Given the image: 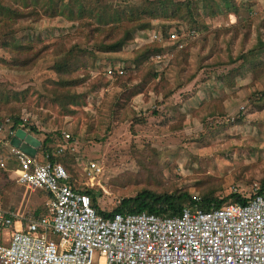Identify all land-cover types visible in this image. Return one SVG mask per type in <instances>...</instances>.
I'll use <instances>...</instances> for the list:
<instances>
[{
    "label": "rangeland",
    "instance_id": "374dc122",
    "mask_svg": "<svg viewBox=\"0 0 264 264\" xmlns=\"http://www.w3.org/2000/svg\"><path fill=\"white\" fill-rule=\"evenodd\" d=\"M4 1L20 8L29 3L42 16L0 29V91L10 95L17 115H29L39 140L56 129L69 131L75 150L61 157L78 183L88 180V162L100 167L93 180L100 210L110 211L146 187L187 190L194 197L208 190L218 196L256 192L264 178V73L254 75L264 55L258 48L264 0H183L191 16L131 24L133 40L117 53L96 51L93 41L79 35L78 22L45 16L59 0ZM74 1L63 3L70 7ZM188 23L199 34L190 36ZM163 27L186 33V49L170 53L174 46L166 42L165 56L152 59L148 48L160 44L147 46L148 34ZM241 53L253 61L235 60ZM125 68L132 75L121 79ZM233 70H239L234 84L226 86ZM6 113L3 107L0 117ZM1 162L8 165L2 169ZM10 166L7 148L0 147V209L45 212V193L18 186ZM7 234L4 229L2 238Z\"/></svg>",
    "mask_w": 264,
    "mask_h": 264
},
{
    "label": "built area",
    "instance_id": "2783aa9c",
    "mask_svg": "<svg viewBox=\"0 0 264 264\" xmlns=\"http://www.w3.org/2000/svg\"><path fill=\"white\" fill-rule=\"evenodd\" d=\"M186 36L179 31H169L166 39L161 31L148 34L149 41L179 48ZM22 120L31 123L27 113ZM8 122L0 121V147H6L8 159L14 161L8 170L18 186L42 191L47 200L46 211L38 216L0 209V264H264V191L248 195L243 204L208 210L184 207L171 217L146 212L104 217L89 194L72 188L70 174L55 161L67 150L74 153L76 141L69 131H59L60 142L52 152L38 155L40 144L31 156L10 144L15 131ZM99 172L96 163L88 162L83 185L92 188ZM4 229L8 234L2 238Z\"/></svg>",
    "mask_w": 264,
    "mask_h": 264
},
{
    "label": "trees",
    "instance_id": "16d2710c",
    "mask_svg": "<svg viewBox=\"0 0 264 264\" xmlns=\"http://www.w3.org/2000/svg\"><path fill=\"white\" fill-rule=\"evenodd\" d=\"M60 4L57 5L58 8H47L44 11L47 12L45 16L53 17L60 15L65 19L73 22H78L77 27L80 29L79 35L84 37V39H89L95 43V50L102 53H117L122 50L123 45L129 43L133 40L132 31L127 29V27L133 23L140 22L144 19L150 18H178L179 16H185L186 13L188 16H191L190 13V3L183 0H141L139 5L135 6H122L120 3L126 2V0H117L115 2H106L104 0H75L72 6L68 7L64 5L63 0H59ZM181 7H185V10L182 11ZM42 15H38L37 10L33 7H30L29 3L25 4L21 8L13 3L6 2L4 0L0 1V29L2 32H7L12 29V27L19 20H37L40 19ZM191 19V18H190ZM249 27V24L245 23ZM189 30L193 32H199L200 29L188 23ZM241 27V26H240ZM231 27L225 30H229ZM264 31V17L261 21V27ZM4 30V31H3ZM196 33V34H197ZM161 34L163 38H168L169 31L162 28ZM199 34V33H198ZM245 36V35H244ZM147 46H153L152 41H149ZM157 47L148 48L151 50L152 56L160 54L166 51L167 48L163 47V43ZM146 46V47H147ZM169 49V52L172 53L175 49H178V53L186 49L183 45L181 48L177 44L173 45ZM177 47V48H176ZM259 51L264 52V39L261 38L258 41ZM13 50L19 51V46H13ZM146 49V50H148ZM257 48L250 49L249 51L256 50ZM177 52L176 56H177ZM243 52V53H244ZM174 53V54H175ZM239 53V52H238ZM237 53V54H238ZM186 54V53H184ZM182 55L184 58L185 55ZM245 54V53H244ZM242 53L235 57V60L244 58L247 61H253V59H247V57H242ZM258 57V55H257ZM38 57L36 56L33 60L35 61ZM183 58V60H185ZM186 61V60H185ZM231 63L234 62L233 59H230ZM256 61H262L258 64L255 69L257 72L254 75L258 76L261 73H264V55L259 56ZM227 62V61H226ZM246 62V61H244ZM141 60L134 63L135 67L139 68ZM249 64V63H248ZM241 71V70H240ZM113 72V71H112ZM120 72H123L122 70ZM239 70H233L229 75V78L226 80V86H232L234 84V76ZM112 74V73H111ZM132 75V71L124 69V73L120 78L128 77L125 75ZM228 76V75H227ZM224 81L225 77H221ZM14 98H17L15 95ZM7 110V117H0V121L3 118L8 119V128L9 130L16 131L17 129H24L27 132L34 133L37 137L39 130L37 126L30 123H24L22 117L24 113L19 115L16 114V111L19 108L14 107L11 104V97L9 94H4L0 91V112L2 108ZM38 138V137H37ZM39 139V138H38ZM59 140V130L56 129L52 132H49L41 140V146L38 149L42 152H52L54 148L55 141ZM54 160V158L52 159ZM56 162H64L66 160L62 159L61 156L55 157ZM2 168V167H1ZM3 167L2 169H4ZM8 170V168H6ZM68 172V171H67ZM69 173V172H68ZM4 176L6 174L2 173ZM70 174V173H69ZM69 183L72 188L81 193H87L91 196L94 207L97 212L104 217L111 216L113 213H153L161 217H171L179 215L184 207H198L204 210L210 208H218L223 205H226L231 202H239L241 204L245 203L247 196L241 195L237 192L229 193L226 196H218L215 194V191L208 190L199 197L192 196L187 190H176L173 192H157L150 188H142L137 191L134 195L123 197L110 211H102L96 204L97 194L94 188H89L83 185V183H78L75 178L70 174ZM264 191V178L260 180L259 187L255 193H262ZM253 195V194H252ZM44 212L41 209H35L32 213L33 216H38Z\"/></svg>",
    "mask_w": 264,
    "mask_h": 264
},
{
    "label": "water",
    "instance_id": "95a60500",
    "mask_svg": "<svg viewBox=\"0 0 264 264\" xmlns=\"http://www.w3.org/2000/svg\"><path fill=\"white\" fill-rule=\"evenodd\" d=\"M9 142L31 156L36 153L41 144L37 137L20 128L14 132Z\"/></svg>",
    "mask_w": 264,
    "mask_h": 264
},
{
    "label": "crops",
    "instance_id": "0c3cea01",
    "mask_svg": "<svg viewBox=\"0 0 264 264\" xmlns=\"http://www.w3.org/2000/svg\"><path fill=\"white\" fill-rule=\"evenodd\" d=\"M10 160H11V159H10ZM9 162H10V161H9ZM13 164H14V162L12 163V161H11V166H10V168L13 167Z\"/></svg>",
    "mask_w": 264,
    "mask_h": 264
}]
</instances>
